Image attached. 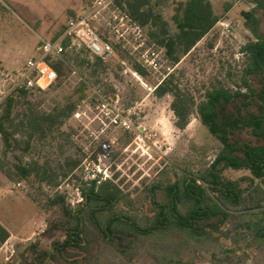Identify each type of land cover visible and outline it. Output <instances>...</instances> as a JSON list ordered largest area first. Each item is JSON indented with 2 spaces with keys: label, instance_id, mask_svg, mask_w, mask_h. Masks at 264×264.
<instances>
[{
  "label": "rangeland",
  "instance_id": "1",
  "mask_svg": "<svg viewBox=\"0 0 264 264\" xmlns=\"http://www.w3.org/2000/svg\"><path fill=\"white\" fill-rule=\"evenodd\" d=\"M26 1L33 8L43 4L44 10L39 5L38 12L20 13L10 1L0 0V86L3 73L15 72L29 58L39 55L41 38L52 40L62 35L68 21L85 15L95 2L88 0L83 9L71 14L58 10L61 0ZM177 1L186 0H170L162 7L173 33L176 32L173 15ZM211 1L218 23L176 65L143 28L147 48L152 47L159 54L156 70L143 66L138 41L126 29L117 28L118 21L114 20V15L124 13L111 4L93 22L98 33L113 44L111 59L97 66L88 51L70 52L63 59V74L55 85L17 96L13 123H19L24 114L53 112L70 102L76 103V109L60 127L42 139L28 140L23 133H15L9 141L0 136V223L10 233L0 248V264H20L28 250H31L29 261L37 259L43 251H53L55 257L45 264H264V238H258L247 227L258 220L264 226V214L255 216L249 194L245 205L230 208L229 221L212 236L195 238L181 230H168L139 238L124 233L106 240L85 219L86 232L81 246L69 248L63 254L54 250V243L66 238L65 209L83 207L80 194L89 185L80 167L86 157L96 156L100 141L108 139L111 145L109 175L117 174L123 192L112 213L140 227L155 221L158 213L155 202L164 201L167 185L185 177H197L216 159L221 144L202 123L197 106L191 112L188 126L179 129L171 109L173 96L159 98L154 94L155 88L170 74L174 75V83L192 95L196 104L215 86L233 90L241 86L246 66L241 48L255 39L245 25L242 12L254 5L249 0ZM256 17L259 34L264 36V11H257ZM221 23H229L231 32H226ZM119 29L123 37L116 32ZM135 65H140L146 74H138ZM99 95L118 99L123 109L138 105L136 130L110 129L107 137L97 138L89 124ZM5 103L0 105V117ZM77 110L86 115L77 119L74 116ZM243 135L238 133L237 137ZM76 161L78 165L72 168ZM34 162L48 171L47 180L35 173L22 175L19 167H29ZM222 175L238 181L246 189L252 181L257 182L248 170L225 168Z\"/></svg>",
  "mask_w": 264,
  "mask_h": 264
},
{
  "label": "trees",
  "instance_id": "2",
  "mask_svg": "<svg viewBox=\"0 0 264 264\" xmlns=\"http://www.w3.org/2000/svg\"><path fill=\"white\" fill-rule=\"evenodd\" d=\"M169 1L114 0L113 5L133 22L146 28L149 38L163 48L166 57L176 65L215 27L219 17L211 0L177 1L173 15L176 32L173 33L162 13V7ZM249 1L254 7L242 12V15L246 27L255 39L249 40L241 48V53L246 58V66L241 86L237 90L215 86L207 90L204 99L196 104L192 95L174 83L172 74L154 90V94L159 98L167 94L173 96L171 109L179 129L188 126L191 112L197 106L202 123L221 144L216 159L197 177H185L167 185L164 188V201L155 202L158 208L155 221L146 227H140L136 222L112 213L123 195L116 173H112L110 179L100 185L92 182L82 189L83 207L79 210L65 209L66 238L62 242L54 243L56 252L63 254L69 248L81 246L83 234L86 232L85 219L106 240H112L124 233L139 238L168 230H181L190 236L201 238L221 231L232 216L229 211L232 206L245 205L250 200L255 216L264 214V36L259 34V20L256 17L257 11H264V0ZM64 45L66 51L62 60H49L58 73V79L63 74V59L65 60L70 52L80 54L82 50L88 51L83 47H69V40H66ZM90 55L95 59L97 66L104 64L101 58L91 53ZM135 71L142 76L146 74L140 65H135ZM31 90L21 91L6 100L4 112L0 117V136L6 141L15 133H23L28 140L35 137L42 139L54 128L60 127L76 109V103L70 102L53 112L24 114L19 123H13L12 111L17 96H25ZM36 90L41 91L38 88ZM8 129H12V132ZM242 132L244 135L237 137V134ZM29 145L28 142L27 147ZM78 163L74 162L72 168ZM19 168L24 176L35 173L38 178L47 180L48 171L37 162L29 167ZM225 168L248 170L257 182H251L248 192L238 181L229 180L222 175ZM248 194L251 197L247 200ZM59 200L64 202L62 197ZM82 213L85 215H81ZM247 227L253 229L258 238H264L262 221H254L252 225L247 224ZM9 237V231L0 223V248ZM29 251L31 250L27 251L24 261L20 264H45L55 257L53 251H43L37 259L29 261Z\"/></svg>",
  "mask_w": 264,
  "mask_h": 264
},
{
  "label": "built area",
  "instance_id": "3",
  "mask_svg": "<svg viewBox=\"0 0 264 264\" xmlns=\"http://www.w3.org/2000/svg\"><path fill=\"white\" fill-rule=\"evenodd\" d=\"M111 4H114V0H95L85 15L68 21L65 31L60 37L54 40L42 39L38 47L39 55L37 57L29 58L24 66L15 72L3 73L0 86V105L7 98L21 91L37 88L45 90L55 83L58 79V73L49 60H62V55L66 51L64 45L66 40L70 42L69 47H83L103 61L111 59L114 53L112 42L103 38L93 25L101 10ZM114 20L118 21L117 28L119 27L122 31L126 29L138 41L137 47L142 50L141 60L143 66L148 70H156L159 54L152 47L147 48L148 42L143 28L125 14L114 15ZM221 25L226 32H231L232 27L229 23H221ZM120 29L116 32L123 37L124 33H121ZM144 48L146 50H143ZM138 109V105L123 109L118 99L99 95L98 103L92 111L94 116L90 119L89 125L96 133L97 138L100 136L107 137L110 129L133 132L136 130L135 119L139 115ZM84 115H86V112L80 110H77L74 114L77 119ZM97 150L96 156L89 155L86 157L80 167L86 173L87 185L92 182L100 185L110 179L107 163L111 155V145L108 139L100 141ZM80 201H84L82 194H80Z\"/></svg>",
  "mask_w": 264,
  "mask_h": 264
},
{
  "label": "crops",
  "instance_id": "4",
  "mask_svg": "<svg viewBox=\"0 0 264 264\" xmlns=\"http://www.w3.org/2000/svg\"><path fill=\"white\" fill-rule=\"evenodd\" d=\"M10 1L13 6L15 7V10L17 12H20V13H29V11L32 13V11H39V8H41L40 6H42V8L40 10H44L43 9V4H38L37 8H33V7H30L28 2L26 0H8ZM88 0H61L59 1V6L60 8L58 10H60L62 12V10H64L63 12H70L71 14L77 12V11H80L81 9H83L84 5H86ZM40 5V6H39ZM18 9V10H17ZM29 15V14H28ZM20 16V14L18 15ZM21 17V16H20ZM43 38H41L42 40ZM40 40V41H41Z\"/></svg>",
  "mask_w": 264,
  "mask_h": 264
},
{
  "label": "water",
  "instance_id": "5",
  "mask_svg": "<svg viewBox=\"0 0 264 264\" xmlns=\"http://www.w3.org/2000/svg\"><path fill=\"white\" fill-rule=\"evenodd\" d=\"M95 127H97V126H95Z\"/></svg>",
  "mask_w": 264,
  "mask_h": 264
}]
</instances>
